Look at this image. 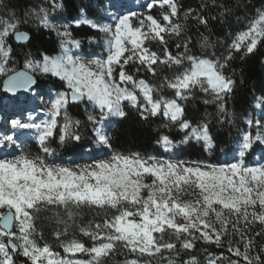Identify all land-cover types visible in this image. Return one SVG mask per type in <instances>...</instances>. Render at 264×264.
<instances>
[{"label": "snow or ice", "instance_id": "1", "mask_svg": "<svg viewBox=\"0 0 264 264\" xmlns=\"http://www.w3.org/2000/svg\"><path fill=\"white\" fill-rule=\"evenodd\" d=\"M49 2L53 11L61 7L56 0ZM155 6L161 9L158 16L141 17L129 11L114 15L112 25L87 19L78 21L110 34L106 57L84 63L81 57L71 55V47H79V41L62 39L59 55L44 54L41 60L28 58L22 70L10 66L14 62L8 38L27 41L29 33L19 30L27 21H22L13 10L0 15L3 89L10 93L31 89L36 83L33 75L36 72L59 77L65 84L64 89L51 94L49 119L39 123L32 122L31 116L27 123L13 119L12 127L35 129L41 151L54 156L55 150L48 142L58 127L57 118L64 121L59 125V142H79L77 129L81 121L74 120L67 108L70 102L90 104L93 111L87 112V121L93 125V143L110 147L107 128L112 118H127L128 106L142 120L162 116L182 130L190 129L179 143L196 139L210 147L212 137L207 119L210 114L205 112L204 118L193 124L185 118L187 102L195 99L198 91L203 94L200 97L203 104H215L221 120L233 116L226 104L236 86L235 70L226 69L236 53H242L243 59L264 43V8L256 9L254 17L217 56L214 51L217 42L203 33L197 38L201 53L194 54L193 37L187 34L188 17L195 12V19L204 26L208 24L207 17L188 8L183 10L182 20L179 0H150L146 4L149 10ZM230 11L225 8L221 15ZM25 15L35 16L40 25L56 30L61 37L70 36L66 30L59 32L44 6L29 9ZM173 36L182 37L175 53L168 48V38ZM152 42L161 45L160 52L147 46ZM130 63H138L154 75L160 66L173 71L171 76L163 77L158 87L126 71L125 66ZM165 87L172 91L171 96L159 94ZM255 103L257 107L264 106V96L257 97ZM255 123L259 126L256 135L248 132L243 136L239 146L241 158L254 141H264L261 131L264 125L259 120ZM248 124L253 121L248 120ZM4 139L16 144L12 136ZM156 143L169 151L178 142L161 135ZM186 196L192 198L185 199ZM83 208L102 210V220L94 218L76 224ZM44 212L51 213L45 219L63 226V231L57 227L53 235L60 240L64 255L43 240L37 222ZM72 224L90 239L91 246L75 236L62 239ZM256 224L264 228V165L248 167L243 159L211 165L144 156L139 152H116L107 160L70 167L48 163L22 147L18 155L0 158V264H17L19 256L25 258L26 264H105L107 258L118 252L126 256L119 264H200L193 255L180 258L194 251L197 241L223 247L226 236L237 238L235 243L232 240L227 243L231 255L209 252L205 264H223L225 260L227 264H264V245L256 250L255 241L264 232L249 235ZM129 255L132 258H127Z\"/></svg>", "mask_w": 264, "mask_h": 264}, {"label": "trees", "instance_id": "2", "mask_svg": "<svg viewBox=\"0 0 264 264\" xmlns=\"http://www.w3.org/2000/svg\"><path fill=\"white\" fill-rule=\"evenodd\" d=\"M56 3L60 4L61 7L53 11L49 0H0V15H5L9 10H13L22 21H27L19 27V30L30 34L27 43H16L13 36H9L8 38V43L12 47L11 55L13 62L20 68H22L25 60L28 58L41 60L44 54L48 56L59 55L62 52V39L79 41V47H71V45L69 47H71V51L80 50L83 52L91 47V44L88 43L90 39L101 40L102 34L100 30L93 28L87 23H78V21H83L81 15L92 19L104 16L105 0H56ZM179 3L182 6V20L183 10L188 8L195 9L201 15L208 18L207 26L198 23L195 19V12L187 18V34L193 37L191 47L194 54L201 53L197 38L200 33H203L209 36L212 41L217 42L214 49L217 56H220L225 51V48L231 43L235 34L245 27L250 18L254 17L256 9L264 8V0H179ZM40 6L49 9V19L56 25L59 32L66 30L70 33V36L61 37L57 34L56 30L44 28L40 25L35 16L25 15L29 9L39 8ZM225 8L231 11L221 15ZM160 12L159 6H155L151 10L147 7H142L141 11L137 12V14L141 17L148 14L158 16ZM168 39V48L175 53L177 51L176 44L180 42L182 37L177 38L173 36ZM147 46L153 51H161V45L158 42H152ZM182 50L181 48L180 51ZM241 55L242 53H236L234 59L229 62L226 69L228 72L235 70L233 78L236 80V86L231 97L227 99L226 104L228 110L233 113L231 118L221 120L217 117L215 104H203L200 99L203 94L198 91L196 92V98L190 99L187 102L185 118L192 120L193 124L203 119L205 112L210 114L207 117L210 121L209 131L212 137L210 147H206L203 141L195 139H190L186 143H179L183 141L185 133L178 124H171L162 116L142 120L135 109L126 106V111L128 112L127 118L122 119L118 117L112 120L110 127L107 128V132L111 136L110 148L118 152L147 153L154 150L156 141L161 135H168L172 140L178 142L176 144H180L179 153L182 157L193 162H202V164H219L225 155L235 147L236 141L245 132H251L252 135L257 132V128L259 127L255 123L257 120L261 122V125H264V106L257 107L255 103L257 97L264 96V43L258 45L254 54L244 56L243 59H241ZM125 68L129 73H135L137 79H145L158 87L161 85L163 77L171 76L173 71L166 66H160L154 75L138 63H130ZM34 75L37 80L35 87L41 89L51 88L56 92L63 89L61 81L51 74ZM3 78L0 77V97H5L1 93ZM159 94L171 96L173 93L165 87ZM81 104L73 105L69 103L67 111L74 120L81 121V125L77 129L79 134L84 133L87 137H90V130L93 125L88 123V125L83 126L84 123H87V112L90 111L84 112L80 108ZM248 120H252L253 124L249 125ZM261 131H264V128H261ZM261 143L263 144L264 141H261ZM91 144L90 140L83 141L82 143L72 141V144L67 141L61 144L59 142V126L54 129V135L49 138L48 142V146L54 149L55 153L66 156L74 155ZM70 145L73 148L67 150ZM147 182H150V179ZM184 198L191 199L192 197L186 196ZM97 213L100 214L97 215ZM50 215V212L41 213L40 220L37 223L38 227L42 229L43 240L52 245L56 241H59L53 233L57 230V227L63 231V226H57L55 222L45 219V217ZM103 215L104 212L100 209L83 208L80 210L76 224H85L94 218L100 221ZM76 224H72L67 235L63 237L71 238L75 236L87 246H91L90 239L80 234ZM256 232H264V228H261L259 224L253 225L249 235H254ZM236 239V237H224L223 247L197 241L195 250L191 253L182 254L180 259H188L189 255H193L198 258L200 264H205V258L209 252L216 255L223 253L225 257H229L231 254L227 251V243L229 240L235 243ZM255 241L256 250H259L260 245H264V235L256 236ZM204 249H207V252ZM113 258L124 259L126 256L118 252ZM232 258L235 259V257ZM17 264H26L25 258L19 256ZM223 264H227V261H223Z\"/></svg>", "mask_w": 264, "mask_h": 264}, {"label": "rangeland", "instance_id": "3", "mask_svg": "<svg viewBox=\"0 0 264 264\" xmlns=\"http://www.w3.org/2000/svg\"><path fill=\"white\" fill-rule=\"evenodd\" d=\"M149 2L150 0H105L104 16L99 17L97 19H92L85 18L83 15H81V19L92 20L101 25H112L114 24V15H123L129 11L136 13L140 12L142 7L146 8V4ZM101 34V40L97 41L95 39H90L88 41V43L91 44V47L87 51L83 52L80 50H75L71 51V55L73 57H81L84 63H88L90 60L96 58L106 57V41L110 34H105L104 32H101ZM10 66H14L16 69L20 68L17 64ZM22 68H24V64ZM33 74L40 75L39 72ZM57 78L61 81L62 87L64 89V82L59 77ZM55 92L56 91L51 88L41 89L38 87H34L29 90L25 97H0V158H11L13 155H18L20 152V148L22 147L24 151L29 152L32 155L42 156L48 163L62 164L70 167H75L76 165L90 164L93 160H107L114 153L118 152L108 146L95 145L93 143L95 137L93 134L92 127V129L90 130V137H87L86 134L82 133L80 134L81 140L79 141V143H82L83 141L90 140L92 143L91 145L84 147L80 152H76L74 155L66 156L63 154L55 153L54 156H48L47 154L43 153L40 149V145L37 140L38 133L35 129H15L12 127L11 120L13 119H20L22 122L25 123L30 122V116L32 122L37 123L49 119L50 116L47 114V109L50 107L51 94ZM80 108L84 112H86V109L87 111H93V108L90 104L85 105L82 103L80 105ZM116 118L118 117H114L112 118V120ZM57 119L58 126L59 124H63L64 121L62 117H58ZM88 123L90 124V122L87 121V123H84L83 126L88 125ZM183 131L186 135L190 131V129H183ZM246 133L248 132H245L244 134ZM244 134L240 139L236 141L235 147L225 155V157L219 164L211 165L231 164L239 161L240 159H243L244 164L248 167H257L260 165H264V143L262 144L261 140L254 141L252 146L245 152V155L242 158L240 157L239 146L242 143ZM255 135L256 133L253 136ZM6 136H12L13 140L16 141V144H11L7 140H5L4 137ZM69 142H71L72 144L71 140H69ZM179 147L180 144H176L175 147H173L171 150L166 151L161 145L156 143L153 151L141 154L144 156H156L163 159L193 162L182 157V155L179 153ZM72 148V145H70L67 150H71ZM119 153L128 154L131 152L124 151ZM69 238L70 237H63L62 239L67 240ZM59 245L60 240L52 244L55 251H58L61 253V255H64L63 249ZM77 256H80V254H77ZM127 258L132 257L131 255H129ZM124 259H114L113 257H110L105 260V264H119V262L123 261ZM144 259H147V257H144Z\"/></svg>", "mask_w": 264, "mask_h": 264}, {"label": "water", "instance_id": "4", "mask_svg": "<svg viewBox=\"0 0 264 264\" xmlns=\"http://www.w3.org/2000/svg\"><path fill=\"white\" fill-rule=\"evenodd\" d=\"M20 31H23V30H20ZM23 32H26V31H23ZM28 33V32H27ZM29 37H30V34H29ZM13 39H14V41L16 42V43H21V44H25V43H27L28 41H29V39L27 40V41H21V42H17L16 40H15V38L13 37ZM23 68H20V69H17V70H22ZM34 75V74H33ZM34 78H35V81H36V83L32 86V88H34L35 86H36V84H37V80H36V77H35V75H34ZM4 79V78H3ZM3 81V80H2ZM31 88V89H32ZM31 89H29V90H31ZM29 90H25V89H19V90H17V92L16 93H10V92H6L4 89H3V83L1 82V92H2V94L4 95V96H15V97H25L26 95H27V93L29 92ZM70 104H73V105H77V104H80L79 102H70Z\"/></svg>", "mask_w": 264, "mask_h": 264}]
</instances>
